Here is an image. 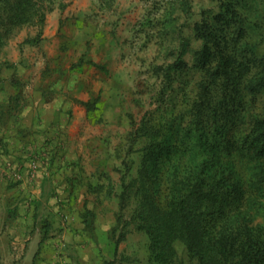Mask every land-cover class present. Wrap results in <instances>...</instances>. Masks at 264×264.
Returning <instances> with one entry per match:
<instances>
[{
    "label": "rangeland",
    "instance_id": "1",
    "mask_svg": "<svg viewBox=\"0 0 264 264\" xmlns=\"http://www.w3.org/2000/svg\"><path fill=\"white\" fill-rule=\"evenodd\" d=\"M225 2L264 56V0H57L16 32L0 52V264H152L142 231L120 238V177H136L141 120L184 108L197 31ZM175 247L174 264H199Z\"/></svg>",
    "mask_w": 264,
    "mask_h": 264
},
{
    "label": "trees",
    "instance_id": "2",
    "mask_svg": "<svg viewBox=\"0 0 264 264\" xmlns=\"http://www.w3.org/2000/svg\"><path fill=\"white\" fill-rule=\"evenodd\" d=\"M55 1L0 0V52L21 28H42ZM234 17L225 2L221 24H200L190 66L198 80L184 108L134 131L140 164L136 177H120L117 222L120 238L131 225L145 234L152 264H174L178 241L199 264H264V110L252 111L264 56ZM187 68L179 55L162 70L166 86ZM41 228L43 241L47 221Z\"/></svg>",
    "mask_w": 264,
    "mask_h": 264
}]
</instances>
